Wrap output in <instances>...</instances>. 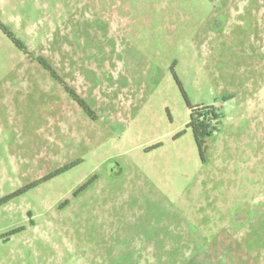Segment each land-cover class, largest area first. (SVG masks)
<instances>
[{"label": "rangeland", "instance_id": "374dc122", "mask_svg": "<svg viewBox=\"0 0 264 264\" xmlns=\"http://www.w3.org/2000/svg\"><path fill=\"white\" fill-rule=\"evenodd\" d=\"M0 24L28 53L0 30V264H264V0H0Z\"/></svg>", "mask_w": 264, "mask_h": 264}, {"label": "trees", "instance_id": "16d2710c", "mask_svg": "<svg viewBox=\"0 0 264 264\" xmlns=\"http://www.w3.org/2000/svg\"><path fill=\"white\" fill-rule=\"evenodd\" d=\"M0 30L2 33L12 42V44L20 51L27 53V48L23 42L18 39L11 31H8L4 25L0 24ZM38 63L50 74V76L61 83V80L57 72L51 67V65L42 58L37 59ZM69 94H72L68 88H65ZM81 108L87 110L86 106L80 102ZM190 122L188 128L191 129L195 143L201 153L206 150V141L214 132L218 131L219 126L223 120V113L221 110L213 105L208 106H189ZM1 203V202H0Z\"/></svg>", "mask_w": 264, "mask_h": 264}]
</instances>
